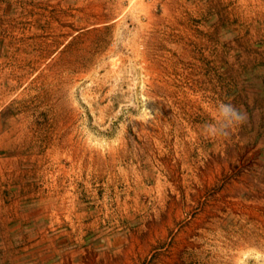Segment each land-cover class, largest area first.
Instances as JSON below:
<instances>
[{
	"label": "rangeland",
	"instance_id": "374dc122",
	"mask_svg": "<svg viewBox=\"0 0 264 264\" xmlns=\"http://www.w3.org/2000/svg\"><path fill=\"white\" fill-rule=\"evenodd\" d=\"M0 176L24 260L264 264V0H0Z\"/></svg>",
	"mask_w": 264,
	"mask_h": 264
},
{
	"label": "crops",
	"instance_id": "0c3cea01",
	"mask_svg": "<svg viewBox=\"0 0 264 264\" xmlns=\"http://www.w3.org/2000/svg\"><path fill=\"white\" fill-rule=\"evenodd\" d=\"M0 182V264H37L34 259H23V253L18 252V249H22L19 243L25 235L34 239L36 238L34 232L45 231L46 228L45 226L44 228L35 226L36 220L39 219V213H35L37 214L35 216L29 215L28 212L34 209H25L20 205L22 202H17L16 197L12 196L7 186L3 187L5 182L3 176H0ZM3 191L8 200L6 205L3 203ZM47 226L49 227L48 224ZM38 242L39 240L35 241V243ZM45 264H54V262ZM57 264L61 263L57 262Z\"/></svg>",
	"mask_w": 264,
	"mask_h": 264
},
{
	"label": "clouds",
	"instance_id": "9594fccd",
	"mask_svg": "<svg viewBox=\"0 0 264 264\" xmlns=\"http://www.w3.org/2000/svg\"><path fill=\"white\" fill-rule=\"evenodd\" d=\"M237 119H242V117L237 116Z\"/></svg>",
	"mask_w": 264,
	"mask_h": 264
}]
</instances>
